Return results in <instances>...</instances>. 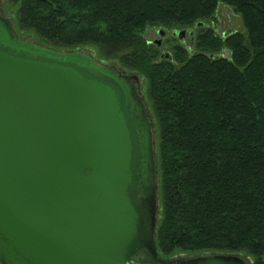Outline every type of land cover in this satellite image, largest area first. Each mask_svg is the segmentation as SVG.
Here are the masks:
<instances>
[{"label":"trees","instance_id":"1","mask_svg":"<svg viewBox=\"0 0 264 264\" xmlns=\"http://www.w3.org/2000/svg\"><path fill=\"white\" fill-rule=\"evenodd\" d=\"M220 3L245 33L204 30L194 52L177 47L157 62L150 28L214 22ZM19 21L42 42L95 47L146 79L159 127L160 254L264 264V0H22Z\"/></svg>","mask_w":264,"mask_h":264},{"label":"water","instance_id":"2","mask_svg":"<svg viewBox=\"0 0 264 264\" xmlns=\"http://www.w3.org/2000/svg\"><path fill=\"white\" fill-rule=\"evenodd\" d=\"M5 22V23H4ZM0 22V262L2 264H247L215 254L176 263L160 257L154 234L157 172L151 130L149 162L117 90L138 80L81 52L18 40ZM142 154V155H141ZM148 173L145 174V171ZM137 188L146 198L139 202ZM147 211L143 226L141 209ZM152 222L153 234H148Z\"/></svg>","mask_w":264,"mask_h":264},{"label":"flooded vegetation","instance_id":"3","mask_svg":"<svg viewBox=\"0 0 264 264\" xmlns=\"http://www.w3.org/2000/svg\"><path fill=\"white\" fill-rule=\"evenodd\" d=\"M6 1L7 2H5V0H0V22L10 21L13 27V33L15 37L17 38V34L14 28L15 20L13 19V15H10L9 13L11 12V10L15 9L16 7L18 8V6H20V0H12V2L11 0H6ZM212 23L214 22H211V24ZM211 24L198 23L193 26L182 28L181 30H178L177 28H170V29L150 28L146 33L147 44L148 46L155 48V50L157 51V56H158L157 62H162V61L172 62L174 60V53L177 47H182L191 53L194 52L197 39L200 36L201 32L204 30L213 29ZM153 32L157 33L156 35L158 36V38L151 40L150 35L153 34ZM169 34L172 35V38H170ZM17 39L20 40L19 38ZM100 64L103 65V63H100ZM120 72L123 75H132L130 73H125L121 70ZM87 75L91 78L105 81L117 90V93L123 104V109L125 113L130 119V122L133 124L135 131L139 133L140 135L139 140H138L139 152L142 153L143 151L144 153L142 156L141 164L139 166L140 172H139V175L137 176V179L140 181L139 184H141V181L143 179V165L144 163L148 164L149 162L148 141L145 137L146 136V131H145L146 122H148L150 130H151V140H152V146H153L154 158H155L154 130H153V123L151 121L150 114H149V111H150V107H149L150 104H148L149 99L148 98L144 99V95L140 92V87H139L140 81L139 80H131L127 82L125 81L123 85H119L115 81L109 78H106L102 76L100 73H97L93 70L87 71ZM155 162H156V159H155ZM146 173H148V170L145 171V174ZM136 196H137V199H139V202L141 203L142 202L141 199L146 198L145 191L143 189L137 188ZM140 213L142 216L141 217L142 224L143 226H146V222L148 220L146 209L145 208L141 209ZM157 221L158 219H156L155 228H154L155 237H156V232H157ZM151 224L152 222H149V225H148V234L150 237L153 234V229H152L153 227H151ZM140 254H143L144 257L147 256L148 261H144L140 259L137 260L136 257L140 256ZM234 255L241 256L237 254H234ZM204 256H207V255H204ZM161 258L164 259L163 257ZM133 260L137 263H143V264L153 263L152 259L150 258L148 252L145 249H141L138 253H136L133 257ZM165 260H168V259H165ZM172 260L175 261L176 263L181 261L177 259H172Z\"/></svg>","mask_w":264,"mask_h":264},{"label":"rangeland","instance_id":"4","mask_svg":"<svg viewBox=\"0 0 264 264\" xmlns=\"http://www.w3.org/2000/svg\"><path fill=\"white\" fill-rule=\"evenodd\" d=\"M5 2H7L5 0ZM12 2V0H11ZM22 4V0H20V6H18V8L16 7L15 9L11 10V12H7L10 15H13V19L15 20V32L17 34V38H19L22 41H30L36 45L42 46V47H47V48H51L55 51H60V52H68V53H74V52H81L84 53L86 55H89L90 57H92L95 61L99 62V63H103V65L106 66H117L119 68V70L123 71V69L115 62V61H107L104 58H101V55L99 54L98 50L95 47H86L83 49H79V50H67V49H63V48H58V47H54L51 46L45 42L41 41V38H39L37 35H35L34 33H32V31L27 30L25 28H23L20 24L19 21V9L21 7ZM211 24V22L209 23ZM212 28L217 32V34L221 35V36H227L229 34L235 33V32H242L245 33L246 32V28L244 26V22L242 19V16L238 13H236L234 11V9H232L231 7L220 3L219 7L216 11L215 14V19H214V23L211 24ZM178 30H181L182 28H177ZM150 32V31H149ZM151 33V32H150ZM157 33L153 32V34L150 35V39L154 40L155 38H158V36L156 35ZM170 38H172V35L169 34ZM174 40V38H173ZM224 56H229V52L228 51H224L223 52ZM124 72V71H123ZM126 73V72H125ZM131 74V73H130ZM138 77V80L140 81V92L144 95V99H149L148 104L150 107V118L151 121L153 123V130H154V141H155V159H156V171H157V188H158V210H157V228L158 226L161 224L160 219H161V215H162V191L160 188V161H159V127H158V122H157V118L154 114V110L152 107V103L150 100V97L148 95V83L146 81V79H144L142 76L138 75V74H132ZM149 110V108H148ZM159 252V251H158ZM159 255L161 257L168 260H172V259H177V260H188L191 258H195V257H199V256H210L208 254H202V255H195V254H189V253H184L181 251H176L173 254L169 255V256H165L163 254ZM240 255V254H239ZM240 257H242L243 259L246 260L247 264H255V260L252 258H248L244 255H241ZM137 260H144V261H148L147 260V256H143V254H140V256L136 257ZM0 264H2L0 262Z\"/></svg>","mask_w":264,"mask_h":264}]
</instances>
